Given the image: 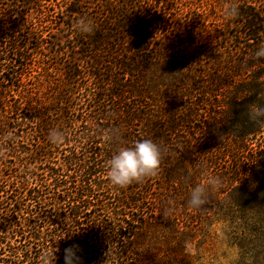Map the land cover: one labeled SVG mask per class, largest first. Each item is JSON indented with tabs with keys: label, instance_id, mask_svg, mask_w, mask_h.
Wrapping results in <instances>:
<instances>
[{
	"label": "trees",
	"instance_id": "trees-1",
	"mask_svg": "<svg viewBox=\"0 0 264 264\" xmlns=\"http://www.w3.org/2000/svg\"><path fill=\"white\" fill-rule=\"evenodd\" d=\"M49 1H24L31 12L21 22L13 6L0 11V264H43L45 256L47 264H63L72 243L85 264H197L192 246L203 216L232 224L237 214L264 216V151L258 159L249 148L264 124L244 120L264 92V59L254 58L264 45V0L238 2L226 28L209 26L211 15L223 22L214 7L205 11V32L196 25L178 34L148 0H65L55 13ZM81 17L94 25L75 46L86 47L89 68L69 61L64 90L44 102L22 82L24 52L48 39L58 46L51 32L44 36L49 26ZM204 34L205 49L192 55ZM207 107L223 112L209 115ZM51 130L64 132L65 142L51 144ZM141 139L164 149L159 169L113 186L107 161ZM6 157L36 170L13 169ZM210 176L223 186L193 211L189 191Z\"/></svg>",
	"mask_w": 264,
	"mask_h": 264
},
{
	"label": "rangeland",
	"instance_id": "rangeland-1",
	"mask_svg": "<svg viewBox=\"0 0 264 264\" xmlns=\"http://www.w3.org/2000/svg\"><path fill=\"white\" fill-rule=\"evenodd\" d=\"M4 1L3 4L1 0L0 11L2 12V8H5V5L13 6L15 9L13 18L15 21L21 22L23 16H28L30 14L29 12H31V7L24 5V1L27 0ZM148 1L150 2V8L158 4L156 5L157 10L164 13L167 18L174 22L172 25L174 32H172V34L175 32L178 34L181 31L182 33L184 32L183 28L196 25L201 28L200 31L205 32V11L210 13L214 7L219 10L223 22H213L214 18L211 15L209 26H211L212 23L215 25L220 23L223 24L222 27L226 28L231 22V17L225 15L226 9L232 4L238 5V2L244 0ZM65 3V0H58L56 3L51 0L47 2L46 5L51 9V13H55L59 10H64ZM201 13L203 14V21H201L200 24L198 15ZM2 15L3 14L0 16ZM82 18L83 17L76 18L73 23H69V20L65 18L69 28L56 24L49 26V30L47 33H44V36L46 37L48 32H51L49 36L57 37L60 40L58 46L53 43V39H48L47 42L50 43H43L39 51L32 52L28 50L24 52V56L28 58L26 62L29 67L27 70L21 72V74H23L22 82L29 83L30 88L33 89V94L36 93L37 96L42 97L43 100L45 99L44 102L48 103L55 99L56 95H54V92L64 90L61 83L63 78L62 75L70 65L68 63L69 61L89 68V66L85 64L86 47L82 46L75 49L76 43L80 42L81 38L76 24L77 21ZM62 20V14H60L57 22ZM179 24L182 25L178 27ZM34 45H32L33 48L35 47ZM221 46L225 47V43L223 42ZM203 49H205V34L203 41L200 43L198 42L197 49H190V51L193 52L192 55L198 56L197 53ZM91 56L92 55H90V57ZM64 68L66 69L64 70ZM82 71V73H84L85 70L83 69ZM19 72L20 71H18V73ZM203 82H205V78ZM85 86V82H82L81 88L85 89ZM92 87L93 85L91 83L90 89H92ZM12 94L15 97L17 96L14 92ZM178 103L179 105L182 104L180 101ZM207 109L209 115H213L215 110L220 113L223 112L218 108L214 109L207 107ZM205 116H207L206 113ZM249 148H251L250 152L253 154L256 153L255 156L259 159L260 156L258 152L264 151V128L261 134L255 137L253 145H250ZM6 159V165L13 169L18 168L22 170L23 167L25 171H33V173L36 170L33 168V165L21 164L10 157H6ZM203 217L200 224H198L199 237L192 246L195 256L198 258L197 264H264V216L261 213L256 212L250 216L243 213L237 214L235 224L230 223V221L226 219L222 220L218 218V216H210L207 220L205 216Z\"/></svg>",
	"mask_w": 264,
	"mask_h": 264
},
{
	"label": "clouds",
	"instance_id": "clouds-1",
	"mask_svg": "<svg viewBox=\"0 0 264 264\" xmlns=\"http://www.w3.org/2000/svg\"><path fill=\"white\" fill-rule=\"evenodd\" d=\"M239 12V7L232 4L226 9L225 15L235 18ZM76 28L82 34H91L94 31L93 23L83 18L77 21ZM254 58L264 59V45L257 48ZM244 120L249 125L264 124V92L259 91L257 100L247 105ZM240 125H235L232 131ZM219 128L220 125L216 124L212 132L222 141L226 134L220 132ZM114 138H116L115 133L105 137L107 140ZM65 139V133L59 130H51L48 134V140L53 145H60L65 142ZM163 151L162 146L151 139L137 140L131 146L119 148L107 161V175L110 183L115 187L125 188L133 182H140L154 176L161 164ZM222 186L223 181L220 178L206 177L204 182L197 183L190 189L187 206L193 211L203 210L209 204L213 192L221 189ZM260 195L264 197V193ZM49 259L50 257L45 256L43 264H47ZM63 264H85L83 249L78 243L69 244L63 249Z\"/></svg>",
	"mask_w": 264,
	"mask_h": 264
}]
</instances>
